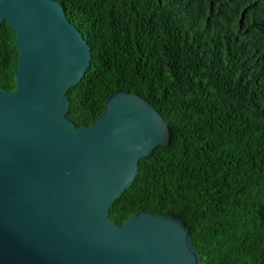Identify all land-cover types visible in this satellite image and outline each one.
<instances>
[{
	"label": "trees",
	"instance_id": "obj_1",
	"mask_svg": "<svg viewBox=\"0 0 264 264\" xmlns=\"http://www.w3.org/2000/svg\"><path fill=\"white\" fill-rule=\"evenodd\" d=\"M91 47L68 118L90 127L120 91L163 116L170 144L111 207L189 227L202 264H264V0H54ZM16 33L0 28V87L16 88Z\"/></svg>",
	"mask_w": 264,
	"mask_h": 264
},
{
	"label": "water",
	"instance_id": "obj_2",
	"mask_svg": "<svg viewBox=\"0 0 264 264\" xmlns=\"http://www.w3.org/2000/svg\"><path fill=\"white\" fill-rule=\"evenodd\" d=\"M16 33V88L0 87V264H202L174 215L110 216L141 161L170 144L163 116L120 91L90 127L68 118L93 56L54 0H0Z\"/></svg>",
	"mask_w": 264,
	"mask_h": 264
},
{
	"label": "clouds",
	"instance_id": "obj_3",
	"mask_svg": "<svg viewBox=\"0 0 264 264\" xmlns=\"http://www.w3.org/2000/svg\"><path fill=\"white\" fill-rule=\"evenodd\" d=\"M75 26V25H74ZM81 32V31H80Z\"/></svg>",
	"mask_w": 264,
	"mask_h": 264
}]
</instances>
